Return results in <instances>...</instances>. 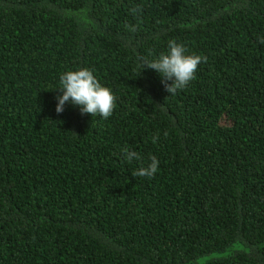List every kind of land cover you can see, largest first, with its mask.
<instances>
[{
    "label": "trees",
    "instance_id": "1",
    "mask_svg": "<svg viewBox=\"0 0 264 264\" xmlns=\"http://www.w3.org/2000/svg\"><path fill=\"white\" fill-rule=\"evenodd\" d=\"M82 68L111 117L57 114ZM0 264H264V0H0Z\"/></svg>",
    "mask_w": 264,
    "mask_h": 264
},
{
    "label": "clouds",
    "instance_id": "2",
    "mask_svg": "<svg viewBox=\"0 0 264 264\" xmlns=\"http://www.w3.org/2000/svg\"><path fill=\"white\" fill-rule=\"evenodd\" d=\"M139 7L133 12H139ZM130 31H136L135 26L126 25ZM169 52L161 54L157 59L148 61L143 60V69L155 70L162 78L165 90L170 95L176 94L178 90L184 89L195 78L198 66L206 61V57L200 55H186L183 44L175 40L168 42ZM143 59V58H142ZM60 93L56 97L57 114H62L66 104L79 106L81 114L99 115L107 119L112 116L116 107V97L112 90L102 86L92 71L86 68L77 71H68L60 76ZM171 81L169 84L168 82ZM166 135V134H165ZM158 135L153 136L152 142L156 143ZM120 153L127 163L140 161L141 155L128 147L120 149ZM151 163L147 167H140L133 175L137 177L152 178L158 171L159 161L155 156L150 157Z\"/></svg>",
    "mask_w": 264,
    "mask_h": 264
}]
</instances>
